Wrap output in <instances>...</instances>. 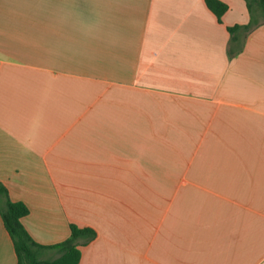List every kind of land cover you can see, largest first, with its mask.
<instances>
[{"label":"crops","instance_id":"0c3cea01","mask_svg":"<svg viewBox=\"0 0 264 264\" xmlns=\"http://www.w3.org/2000/svg\"><path fill=\"white\" fill-rule=\"evenodd\" d=\"M220 1L0 0V184L34 240L73 223L96 231L78 264H264V16Z\"/></svg>","mask_w":264,"mask_h":264},{"label":"trees","instance_id":"16d2710c","mask_svg":"<svg viewBox=\"0 0 264 264\" xmlns=\"http://www.w3.org/2000/svg\"><path fill=\"white\" fill-rule=\"evenodd\" d=\"M207 7L216 15L220 21L222 14L226 11L227 5L220 0H204ZM250 13L258 9L264 16V0H245ZM249 24L229 26L227 29L234 41V34L240 29H248L256 23L253 15ZM231 55V49H229ZM29 212L28 207L21 201H12L8 196L5 186L0 184V215L4 226L8 231L17 257L16 264H78L80 259L79 239L82 243L88 242L96 236V231L91 227H80L70 223V233L64 240L52 244L44 245L32 238L21 222V218ZM49 249L57 251L55 257L48 258L46 252Z\"/></svg>","mask_w":264,"mask_h":264},{"label":"rangeland","instance_id":"374dc122","mask_svg":"<svg viewBox=\"0 0 264 264\" xmlns=\"http://www.w3.org/2000/svg\"><path fill=\"white\" fill-rule=\"evenodd\" d=\"M233 1H235V0H233ZM238 6H239V5H238ZM233 19H236L235 21H237L236 24H238V25H245V24H249V23H250L249 21L246 22V23H245V22H242V21H243V18H242L241 15H239V14L234 15ZM243 23H244V24H243ZM234 25H235V24H234ZM252 29H253V25L251 24L247 30L250 32ZM249 32H247V31L245 32V30H238L236 34L238 35L239 33H241L242 38H243V37H245ZM229 36L231 37V34H230V33H229ZM230 41H231V38H230ZM47 257L50 258V257H55V256H53V255H48Z\"/></svg>","mask_w":264,"mask_h":264}]
</instances>
